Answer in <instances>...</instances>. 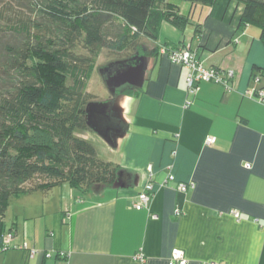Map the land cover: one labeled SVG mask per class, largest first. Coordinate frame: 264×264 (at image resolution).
Instances as JSON below:
<instances>
[{"label": "crops", "instance_id": "0c3cea01", "mask_svg": "<svg viewBox=\"0 0 264 264\" xmlns=\"http://www.w3.org/2000/svg\"><path fill=\"white\" fill-rule=\"evenodd\" d=\"M242 10L236 0H217L213 11L181 2L183 31L161 22L148 45L189 44L205 67L234 70L232 89L202 82L188 95L186 68L150 57L144 92L125 101L128 131L118 149L91 133L101 158L129 174L127 186L83 192L63 183L12 199L5 229L35 253L11 248L0 264H168L173 248L188 264H264V103L248 93L264 84V46L258 27L238 28ZM148 166L154 190L137 210ZM178 182L194 187L182 192Z\"/></svg>", "mask_w": 264, "mask_h": 264}, {"label": "trees", "instance_id": "16d2710c", "mask_svg": "<svg viewBox=\"0 0 264 264\" xmlns=\"http://www.w3.org/2000/svg\"><path fill=\"white\" fill-rule=\"evenodd\" d=\"M216 1L0 0V247L13 233L4 226L12 199L46 195L63 183L87 192L117 182L122 168L101 158L86 122V105L96 97L85 83L102 51L123 59L188 46L196 54L189 44L147 41L157 39L164 21L183 31L189 15L179 12L181 2L213 11ZM236 1L243 6L238 28L258 27L264 46V0ZM263 88L254 86L253 95Z\"/></svg>", "mask_w": 264, "mask_h": 264}, {"label": "water", "instance_id": "95a60500", "mask_svg": "<svg viewBox=\"0 0 264 264\" xmlns=\"http://www.w3.org/2000/svg\"><path fill=\"white\" fill-rule=\"evenodd\" d=\"M149 61L150 57L135 55L108 62L99 69L110 96L86 105V122L91 131L112 150L118 149L126 137L125 101L133 95L131 92L143 86L150 68ZM128 177L129 174L122 169L112 186H127Z\"/></svg>", "mask_w": 264, "mask_h": 264}, {"label": "built area", "instance_id": "2783aa9c", "mask_svg": "<svg viewBox=\"0 0 264 264\" xmlns=\"http://www.w3.org/2000/svg\"><path fill=\"white\" fill-rule=\"evenodd\" d=\"M159 53L162 56L168 58V60L172 63L178 64L182 67H185L187 70V74L185 77L186 85H187V94L194 95L198 90V86L201 82H212L221 85L225 90H231L232 87L229 85L228 80L233 78L235 72L233 69H215L212 67H205L197 58L194 52L190 51V48L183 47L179 49L168 50L166 47L161 46L159 48ZM257 80V78H256ZM254 89H251L248 93L251 97H256L259 101L264 103V88L258 92L257 96L253 95ZM190 105V100H186L184 106L188 107ZM205 144L210 145L214 142L213 137H206L204 140ZM249 167V164L246 165ZM152 169L151 166L147 167V175L146 181L142 186L141 191L137 194V200L133 203V207L137 210L148 208L150 198L152 196V192L154 190V186L152 183ZM167 180L174 181L175 177L172 174H169ZM188 185L194 187V183L190 182L189 184L178 182L177 188L178 190L184 192L186 191ZM175 214L179 215V210H175ZM233 215L238 217V213L233 211ZM14 234L9 232L4 235L2 246L0 247V251L9 249V248H20L23 250L29 251V256H33L35 250L29 248L25 243L21 245H15L13 243ZM29 248V249H28ZM137 259L143 261V256L141 254L136 256ZM168 264H188V261L184 255L183 250L179 248H173L170 253Z\"/></svg>", "mask_w": 264, "mask_h": 264}, {"label": "rangeland", "instance_id": "374dc122", "mask_svg": "<svg viewBox=\"0 0 264 264\" xmlns=\"http://www.w3.org/2000/svg\"><path fill=\"white\" fill-rule=\"evenodd\" d=\"M79 51L83 52V50L80 49ZM115 60H118V58H112V56L109 55L107 52L102 51L96 62L92 65L89 70L85 87L89 93L93 94L96 97V100H105L110 96L109 91L104 85L99 69L108 62H112ZM9 212L11 211H8V213H6V222L10 220Z\"/></svg>", "mask_w": 264, "mask_h": 264}]
</instances>
